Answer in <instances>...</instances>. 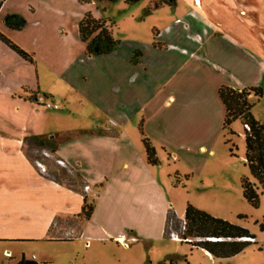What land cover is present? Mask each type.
Here are the masks:
<instances>
[{"label": "rangeland", "instance_id": "rangeland-1", "mask_svg": "<svg viewBox=\"0 0 264 264\" xmlns=\"http://www.w3.org/2000/svg\"><path fill=\"white\" fill-rule=\"evenodd\" d=\"M125 1H94L79 10H96L102 19L109 20L113 24V38L122 46L134 42L148 44L154 29L161 30L177 18L191 15L200 18V23L214 33L234 37L259 49L263 52L260 57L264 59L261 42L264 38V0H251L256 9L254 25L247 21L251 19L250 15L245 20L242 13L250 0H162L169 2L167 5H162L160 0H140L135 5H127ZM155 4L160 7L154 9ZM21 7L19 11H27ZM20 17L25 22L28 20L29 24L25 23V26L36 20L34 15ZM52 20L66 23L71 18L54 17ZM179 65L177 62L176 67ZM238 82L233 83L238 85ZM47 86L53 95L63 89L62 85L54 86L52 81L46 82ZM253 88H261L263 96L249 99L251 114L264 126V83ZM69 98L67 104L55 96L50 99L59 103L60 111L64 112L62 117L44 108L37 116L30 115L24 108L16 111L10 97L0 92V264H19L22 259L32 256L37 264H264V188L253 184L256 205L247 203L242 196L241 181L250 179V175L245 165L243 127L239 122L227 130L211 125L207 133L199 130L209 124L190 121L189 131L196 134L183 136L176 127L181 121L185 125L187 119L176 114L179 110L175 106L173 115L176 119L167 132L161 124L158 128L151 125V130L157 132L154 136L143 131L155 151L157 166L147 163L142 143L144 137L137 126H134L133 135L131 125H127L129 143L133 145L131 153L134 151L146 164L151 179L109 188L105 186V179L90 183L84 178L87 184L73 185L76 174L84 177L81 169L68 164L71 172L67 166L58 165L55 157L33 152L30 147L28 155L37 160L36 165L43 166L44 172L30 166L29 189L22 188L27 165L17 153L19 146L15 140L25 141L28 130L49 134L48 137L57 131L64 132L60 134L62 141L59 143L64 149L70 152V146L79 144L86 150V142L76 141L74 132H65L79 129L82 123L91 126L95 118L98 123L102 121L87 102L79 103L73 96ZM169 112L164 110L162 115L168 113L170 116ZM108 126L114 127L107 123ZM182 129L184 131V127ZM198 144L205 148L198 150ZM119 151L122 152V148L119 147ZM115 155L118 165L119 152ZM116 171L120 172L118 167ZM84 205L86 211L88 207L92 212L97 211L92 219L89 218L92 225L87 232L88 238L80 239L78 231L86 223L82 214ZM187 205L246 230L254 243L231 259H216L203 249L191 246L192 238H188L191 242L169 239V233L174 229L171 221H167L168 213H173L180 221ZM161 207L165 209L163 220L158 212ZM50 224L53 226L47 234Z\"/></svg>", "mask_w": 264, "mask_h": 264}, {"label": "crops", "instance_id": "crops-1", "mask_svg": "<svg viewBox=\"0 0 264 264\" xmlns=\"http://www.w3.org/2000/svg\"><path fill=\"white\" fill-rule=\"evenodd\" d=\"M247 4L242 13L245 20L250 15L252 20L247 21L254 25L256 9L253 1ZM8 5L10 8L6 10ZM21 6L27 11H19ZM81 6L88 4H80L78 0L2 2L0 34L30 55L33 62L23 61L0 42V92H5L10 97L16 111L24 108L30 115L34 113L38 116L43 109L30 99L35 95L50 99L55 96L64 104L70 102L69 97L73 96L79 103L87 102L94 115H99L102 120L100 123L95 118L91 126L82 123L79 129L65 132H74L77 135L76 141L86 142V150L81 149L79 144L70 146V152L59 143L56 145V158L64 162L71 172L73 165L81 169L84 177L76 174L75 178H81L83 183L85 180L96 183L105 179V186L109 188L131 181H150L146 164H143L134 151L131 153L133 145L129 143L131 138L126 131L127 125H131L133 135L134 128L137 126L139 131L141 127V137L144 138L143 131L154 136L157 132L151 128H158L160 124L167 132L168 126L174 125L172 123L176 119L173 115L176 106L179 110L176 114L187 119L185 125L181 121L176 127V131L181 132L179 135L196 134L189 131V125L190 121L198 120L202 124H209L199 131L208 133L211 125L220 130L223 129L225 112L218 97V89L225 86L243 90L264 83V59L260 57L263 52L252 45L239 42L234 37L214 33L209 30L210 27L200 23V18L197 20L191 15L177 18L172 25L161 30L154 29L148 44L134 42L122 46L116 40L118 43L110 53L87 56L85 45L78 36V23L87 13L96 19H101V16L96 10L80 12ZM27 14L34 15L36 20L20 31L11 30L3 23L8 15L26 18ZM64 16L71 20L66 23L52 20L54 17ZM26 23L29 24L28 20ZM261 42L264 45V38ZM177 62L180 63L178 67ZM239 78L243 81L238 82ZM48 81L54 82V86L62 85V91L53 95L48 89L49 86L45 87ZM52 102L59 106L58 102ZM164 110L170 111V116H167L168 113L166 116L162 115ZM51 113L59 117L64 114L60 108ZM107 123L114 127H107ZM28 132L29 135L25 138L46 137L49 141L56 140V135L64 134L56 131L48 137L49 134L30 130ZM139 133L141 135L140 131ZM15 141L19 146L17 153L22 157L21 161L23 164L25 161L27 165L26 180H22L21 186L28 190L29 167L34 166L25 157L24 139ZM204 148L198 144V150ZM118 152L120 163L117 165L115 153ZM108 175L109 178H105ZM16 186L19 187L20 184L16 183ZM157 202L153 201L154 204ZM96 211L92 212L90 219ZM158 212L163 220L165 209L161 207ZM90 219L79 229L80 239L88 238L87 232L92 225ZM52 226L50 224L47 234Z\"/></svg>", "mask_w": 264, "mask_h": 264}, {"label": "trees", "instance_id": "trees-1", "mask_svg": "<svg viewBox=\"0 0 264 264\" xmlns=\"http://www.w3.org/2000/svg\"><path fill=\"white\" fill-rule=\"evenodd\" d=\"M3 1L4 0H0V5ZM94 1L99 2L105 0H78L80 4H89ZM108 1L116 2L117 0ZM168 1L174 2L175 0ZM139 2L140 0H126L124 3L127 5H135ZM167 3L169 2L162 1V5H167ZM153 6L154 9L160 7L157 4ZM3 23L11 30L20 31L25 26L26 22L20 16L8 15L4 18ZM112 27L113 24L109 20H104L102 18L96 19L90 13H87L84 16V18L78 23V36L80 41L85 45L87 56H100L113 51L118 42L113 38L111 31ZM0 42L23 61L28 63L33 62L30 55L22 51L19 47L14 45L1 34ZM262 96L263 92L261 88L235 90L222 86L218 89V97L224 107L225 112L222 124L223 129H229L230 126L235 122H239L243 127L245 165L249 170L250 179H242L241 191L245 201L251 205H256L257 203V194L254 190L253 184L264 188V126L257 123L252 117V105L249 103V99H259L262 98ZM34 97L30 99L34 101ZM43 97L50 100V98H47L46 96ZM139 131L142 135L141 127L139 128ZM60 137L61 135H56V140L54 141H49L46 137L26 138L24 141L25 157L30 162V164L34 167H37V160L31 159V157L28 155V148H33V152L36 151V153L43 154L47 153L56 158V145L62 141L60 140ZM142 143L144 146L147 163L151 166H157L158 160L153 147L150 145V142L146 138H143ZM57 160L61 161L59 159ZM43 165L46 166V164ZM80 182L81 184L83 183L81 178L76 177L73 185H78ZM86 207V205L82 207V214L85 215L84 219L87 221L90 218L92 208L88 207V210L86 211ZM167 221H171L172 228L180 235L182 242H184V240H190L188 238H192V240H206L212 238L222 239V241L218 242L204 241L191 243V246L203 249L216 259H227L241 253L245 247L251 243L240 242L238 240L243 238L253 239L246 230L233 226L226 221L211 217L192 208L189 205H187L184 210V217L182 220H177L174 214L169 212ZM182 223L185 224V229L183 232H180V226ZM19 264L37 263L36 261L34 263H30L28 262V259H22L21 263ZM169 264L173 263L171 262Z\"/></svg>", "mask_w": 264, "mask_h": 264}, {"label": "built area", "instance_id": "built-area-1", "mask_svg": "<svg viewBox=\"0 0 264 264\" xmlns=\"http://www.w3.org/2000/svg\"><path fill=\"white\" fill-rule=\"evenodd\" d=\"M33 102L36 105L41 106L44 109H49V110H58L59 109V106L57 104L52 103L50 100L44 98L43 96H35ZM45 156H47V154H45ZM56 163L62 167L66 166V164L62 161H56ZM36 166L39 167L42 172H44V168L42 165L37 164ZM84 189H87V186H85ZM184 229H185V224L182 223L180 226V232H183ZM119 239H120V237L118 238V240ZM169 239H172V240L178 239L179 241H182L180 239V235L174 230H172V232L169 233ZM186 241L191 242V240H184V242H186ZM204 241L218 242V241H222V239H213L212 238V239H206V240H203V239H194L193 240V242H196V243L197 242H204ZM238 241L247 242V243H251V244L254 243V239H249V238H243V239H240ZM35 261H36L35 256H32L30 259H28V262H30V263H34Z\"/></svg>", "mask_w": 264, "mask_h": 264}]
</instances>
